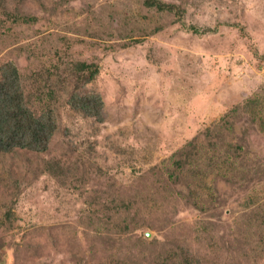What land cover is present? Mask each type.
<instances>
[{
	"label": "rangeland",
	"instance_id": "obj_1",
	"mask_svg": "<svg viewBox=\"0 0 264 264\" xmlns=\"http://www.w3.org/2000/svg\"><path fill=\"white\" fill-rule=\"evenodd\" d=\"M1 1L0 63L60 123L0 153V264H264V0ZM81 61L103 120L66 102Z\"/></svg>",
	"mask_w": 264,
	"mask_h": 264
},
{
	"label": "trees",
	"instance_id": "obj_2",
	"mask_svg": "<svg viewBox=\"0 0 264 264\" xmlns=\"http://www.w3.org/2000/svg\"><path fill=\"white\" fill-rule=\"evenodd\" d=\"M147 6L159 10L172 11L175 5L163 0H144ZM2 1L0 0V11ZM180 16L182 10L178 7L175 11ZM73 88L68 93L66 102L69 107L89 117L98 120L104 119V103L101 94L86 88L98 73L97 64L84 61L78 63ZM24 78L16 63L6 60L0 63V153L13 152L15 149H30L35 152H44L48 149L50 140L59 129L60 115L49 102L41 110L35 109L30 101L31 95L26 93ZM259 98L249 99L243 106L260 103ZM264 128V126H263ZM11 211H4L0 223L9 221ZM195 264L186 255L182 263Z\"/></svg>",
	"mask_w": 264,
	"mask_h": 264
}]
</instances>
